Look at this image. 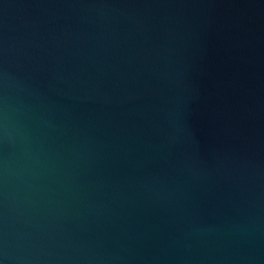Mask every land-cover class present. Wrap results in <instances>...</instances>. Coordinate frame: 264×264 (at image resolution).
Returning <instances> with one entry per match:
<instances>
[{
	"label": "water",
	"instance_id": "obj_1",
	"mask_svg": "<svg viewBox=\"0 0 264 264\" xmlns=\"http://www.w3.org/2000/svg\"><path fill=\"white\" fill-rule=\"evenodd\" d=\"M0 264H264V0H0Z\"/></svg>",
	"mask_w": 264,
	"mask_h": 264
}]
</instances>
